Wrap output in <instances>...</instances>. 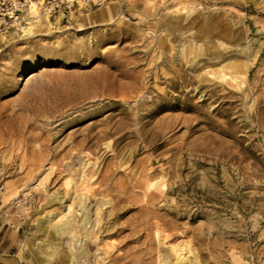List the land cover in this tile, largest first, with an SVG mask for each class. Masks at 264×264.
Masks as SVG:
<instances>
[{
    "label": "rangeland",
    "instance_id": "rangeland-1",
    "mask_svg": "<svg viewBox=\"0 0 264 264\" xmlns=\"http://www.w3.org/2000/svg\"><path fill=\"white\" fill-rule=\"evenodd\" d=\"M79 199L99 242L42 241ZM0 229V264H264V0H102L0 36Z\"/></svg>",
    "mask_w": 264,
    "mask_h": 264
},
{
    "label": "built area",
    "instance_id": "built-area-1",
    "mask_svg": "<svg viewBox=\"0 0 264 264\" xmlns=\"http://www.w3.org/2000/svg\"><path fill=\"white\" fill-rule=\"evenodd\" d=\"M101 4L102 0H0V36L38 20L70 17L77 9Z\"/></svg>",
    "mask_w": 264,
    "mask_h": 264
},
{
    "label": "bare ground",
    "instance_id": "bare-ground-1",
    "mask_svg": "<svg viewBox=\"0 0 264 264\" xmlns=\"http://www.w3.org/2000/svg\"><path fill=\"white\" fill-rule=\"evenodd\" d=\"M33 75L34 74H31L28 78L32 77ZM225 75H226L225 73L219 74V76L221 78H223ZM230 78H231V76H230ZM232 78H234V77H232ZM55 198H56V196H55ZM58 199H60L59 196H58ZM109 203L110 202L108 199H103L100 204L98 203L99 205L95 208V215H97L95 218V221L99 220V218H100V214H99L100 211L99 210L102 208V206L109 204ZM76 204H78L79 209L83 212V215L81 214L82 217L77 222H73V220H72L73 218L71 219L69 215L67 216L68 212L62 215V217L60 219V220H62V222L60 224L56 223L52 227L48 226V225H44L41 222H38L37 230L42 235L41 239L44 237L42 239V241L46 240L45 238L48 239L49 237L50 238L54 237V235L56 233H64L65 231L70 232V234L72 233L71 236L76 235V231L78 230V227H79L80 229H82V232H80V233H83L85 237L91 236L93 238V242H97V243L99 242V237L96 235V233L94 234V232H92L89 229L93 225V224H91L92 220L90 219V217L88 215V208L89 207L88 208L86 207L87 205L84 204V200H82V199H79L78 202H76ZM68 211H70V205L68 207ZM63 218H66V219H63ZM48 244H50V243H48ZM52 244H53L54 248L57 246V245H55L56 243H52ZM172 248H173V252H174V257H173L174 261H170L168 263L169 264H182L184 259H186V258H184L183 255H180L179 253H177L174 246ZM84 250H85L84 247L78 248V250H76V252L73 253V256L70 255V257L71 258L75 257L77 259L81 255V252H84ZM103 253H105V252H103ZM62 264H65V263L63 262Z\"/></svg>",
    "mask_w": 264,
    "mask_h": 264
},
{
    "label": "crops",
    "instance_id": "crops-1",
    "mask_svg": "<svg viewBox=\"0 0 264 264\" xmlns=\"http://www.w3.org/2000/svg\"><path fill=\"white\" fill-rule=\"evenodd\" d=\"M0 231H1V229H0ZM1 240V239H0Z\"/></svg>",
    "mask_w": 264,
    "mask_h": 264
}]
</instances>
